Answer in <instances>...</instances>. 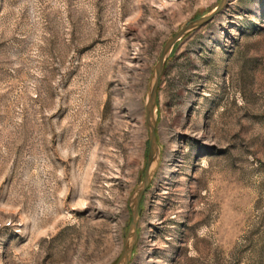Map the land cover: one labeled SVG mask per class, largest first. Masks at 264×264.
<instances>
[{
	"label": "rangeland",
	"instance_id": "1",
	"mask_svg": "<svg viewBox=\"0 0 264 264\" xmlns=\"http://www.w3.org/2000/svg\"><path fill=\"white\" fill-rule=\"evenodd\" d=\"M218 0H0V264H113L163 42ZM128 264H264V0L176 42Z\"/></svg>",
	"mask_w": 264,
	"mask_h": 264
},
{
	"label": "water",
	"instance_id": "2",
	"mask_svg": "<svg viewBox=\"0 0 264 264\" xmlns=\"http://www.w3.org/2000/svg\"><path fill=\"white\" fill-rule=\"evenodd\" d=\"M227 0H218V3L208 12L188 21L180 27L172 36L168 37L162 44L156 62L152 67L150 78L146 89V99L144 104L145 128L147 132V153L146 162L142 177L131 191L127 198V209L129 220L123 234L121 250L113 264H128L133 253V248L137 240V224L139 218L140 200L154 176L160 159V146L156 138V100L157 90L160 83L161 74L165 68L166 60L171 48L184 37L188 32L211 21L225 7Z\"/></svg>",
	"mask_w": 264,
	"mask_h": 264
}]
</instances>
